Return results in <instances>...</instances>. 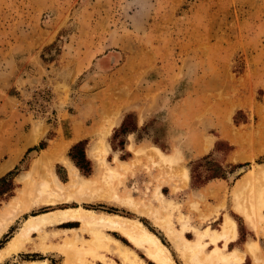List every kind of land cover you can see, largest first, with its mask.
I'll list each match as a JSON object with an SVG mask.
<instances>
[{
  "label": "rangeland",
  "instance_id": "obj_1",
  "mask_svg": "<svg viewBox=\"0 0 264 264\" xmlns=\"http://www.w3.org/2000/svg\"><path fill=\"white\" fill-rule=\"evenodd\" d=\"M108 126L105 164L99 165L90 148ZM74 129L84 140L91 165L88 175L68 156ZM232 133L249 160L228 162L236 145L227 137ZM208 136L215 137L214 145L191 158L201 143L207 146ZM40 144L44 148H38ZM252 146L255 149L248 153ZM50 147L57 150L52 167L60 181L70 178L67 163L58 157L64 154L83 178L93 180L95 189L131 198L134 208L105 195L90 199L79 192L67 202H40L17 214L1 234L0 248L31 214L82 206L140 219L168 246L176 264H192L156 225L155 216L170 213L174 228L184 223L192 230L184 235L189 239L198 229H219L223 220L211 217L218 213L214 198L190 193L210 179L225 178L235 196V184L248 167L260 173L236 196L237 202L246 208V197L255 194L252 187L260 191L254 202H264V171L259 169L264 167V0H0V165L14 159L0 172V209L12 200L17 207L30 203L25 181L34 188L39 183L32 164ZM154 147L172 158L160 160ZM216 165L223 177L206 179ZM107 167L116 171L111 179L105 178ZM162 186L163 199L172 207L164 208L155 195ZM236 212L227 210L224 215L235 217L240 237L255 243L263 258L264 217L253 212L248 218L239 208ZM242 221L253 228L255 240L243 233ZM61 225L32 233L0 264L39 259L63 264L74 232H64ZM104 231L129 244L118 232ZM79 233L90 239L88 233ZM214 245L209 242L199 253L204 264L214 263L205 260ZM101 253L104 260L90 255L86 259L96 264L119 262L112 252ZM249 255L255 264L262 262Z\"/></svg>",
  "mask_w": 264,
  "mask_h": 264
},
{
  "label": "bare ground",
  "instance_id": "obj_2",
  "mask_svg": "<svg viewBox=\"0 0 264 264\" xmlns=\"http://www.w3.org/2000/svg\"><path fill=\"white\" fill-rule=\"evenodd\" d=\"M109 127L110 126L106 127V130L104 127L103 136H99L100 139L97 138L99 139L98 143L96 144L95 142L96 145L94 144L90 148L91 150L89 154L99 163V165L104 163V155L107 152V148L104 142V136L109 132ZM32 133L33 137L36 138L38 135V130L34 128ZM154 150L160 156V160L172 158L167 153H164L162 150H160L158 147H154ZM56 151L53 147L43 149L42 153L38 155V157L34 160L32 164L33 169L31 172L39 174L40 181L39 183L35 184V188L32 182H30L28 179L27 181H25L26 184H29V189L31 190V192L29 193L31 194L30 203H25V206L17 207L16 200H12L6 206L0 209V236L13 222L17 214L20 211H23V209H27L30 206L36 205L40 202H46L49 205L55 204L56 200L64 199V202H67L70 195L74 192H79L81 194H79L80 196H88V198L90 199L95 196L99 197L105 195L112 200L124 202L129 206L132 205V208H134V203L131 198H127V200H124L122 199L123 196L120 198L115 193L109 194L99 191L97 188L95 189V187L92 186L93 180L90 179V177L83 178L79 174L77 167L70 161V159L66 155L60 154L63 150L59 151L58 154H60V156L58 157L65 160V162L67 163L70 178L66 182H62L57 179L52 167L54 160L53 154H55ZM115 160L118 159L115 158ZM118 161L123 164L122 160ZM13 162L14 159H10L4 164L0 165V172L4 171L8 166L10 167ZM261 165L263 166L264 163ZM112 168H105L107 169L106 173H104L105 178L111 179L112 176L114 177L116 171ZM259 169L264 171V167L263 169L259 167ZM258 173L260 172L257 169H251L248 174H256L257 177ZM28 175H30V173L26 174L25 176L27 177ZM183 175L187 177L186 169H184ZM248 179L249 178L247 176L242 179L240 183L242 189H244L248 184H251L250 180ZM105 181L107 182V179H105ZM252 193H255L256 195L250 194L248 197H246V203L244 204L249 205L248 203H251V210L256 214L261 215V209L264 206V202L260 203V200H258L259 203L254 202L255 197H258L260 199V196H258L260 194V191L255 187L253 188ZM155 195L156 197L161 199V203L164 204V208L172 207L171 201L167 200V203H165L164 200L166 199H163L164 195L159 187L155 190ZM155 210L153 212H155ZM241 210H243L246 217L252 218V212H249L245 207L242 206ZM151 214V217H153V213ZM170 216V213H167L162 217L155 216L154 220H156V225H160L164 228L163 230H165L167 236L173 242L174 247L184 257L187 258L189 263L204 264L202 262V259L199 257V253H202L205 250V246L208 244L207 242H212L215 245L206 253L207 255L205 256V260H213L215 264H231V262L239 261L241 259V255H239L238 250L225 249L228 245L229 239L233 238L235 233V222L227 215H225L219 229L209 226L205 227L202 230L198 229L199 231H197L198 234L195 240L187 239L184 236V231L186 230L184 223L180 229L174 228L172 226ZM67 220L79 222L81 225L80 231L82 230L83 232L88 233L90 235V239L84 240L79 233V228L67 230L74 232V240H70L69 244L66 245L65 261L63 264H96L93 261L89 262L86 259V256H98L101 260H104V256L101 253V250L112 252L119 258V262L113 261V264H148L146 259L157 264H176L168 246L164 244L160 240V238L153 231H151L140 219L114 212L99 210L95 211L94 209L84 208L82 206L59 208L35 215L31 214L29 217H26L18 230L10 237L6 244L0 248V261H2L5 256L10 255L11 253L16 252L21 247H23L32 233L38 231L41 232V230L47 225H53L55 223H60ZM105 229L118 232L120 235L127 239L130 245L104 231ZM64 232H66V230H64ZM206 237H208L209 240L205 241L204 239ZM220 239L223 240L222 245L217 244ZM78 241L80 242L79 244L76 243ZM136 249L141 250L145 258L140 256ZM258 249L260 250V248L255 243H249L248 250L256 259L255 261H262L264 264V257L260 259ZM233 253H237V255L234 256ZM261 255L264 256L263 253ZM28 264L47 263L45 259H39L29 262Z\"/></svg>",
  "mask_w": 264,
  "mask_h": 264
},
{
  "label": "crops",
  "instance_id": "obj_3",
  "mask_svg": "<svg viewBox=\"0 0 264 264\" xmlns=\"http://www.w3.org/2000/svg\"><path fill=\"white\" fill-rule=\"evenodd\" d=\"M77 134H78V136L76 137ZM71 136H72L71 138H72L73 142H76V141H79L80 139H82V135L80 133V130H77V129L73 130ZM227 137L230 140H233L236 143L235 148L232 150V152L228 156V159H227L228 162L239 163V162H242V161H245V160H249L250 159L249 157H243V154H242L243 151L241 150L240 144H238L237 134L236 133H232V134H229ZM206 141H207V146H203L205 144V142L201 143L200 146H199V150L196 153H194V154L192 153V155H190L191 158H197V157L203 155L204 153H206L214 145L215 137L208 136ZM254 149H255V147L252 146V149H250L249 152L247 150V152L250 153ZM251 169H252L251 167H248V169H244L242 171L241 175L239 176L238 182L235 184L236 188L234 189V192H233L235 196H232L229 193V190H228V187H227V184H228L227 183V179H225V178L210 179L209 181L203 183L199 187H196L194 190L192 189L190 194H193L194 196H202V197H207V198L213 197L214 198V202L212 203V205H213V207L217 208L216 210H217L218 213L212 214L211 217L213 219H217V218L220 219L221 218L222 220H224V217H225V215H224L225 213L224 212L225 211L229 210V212H230V210H232V211L236 212V209H238V208L241 210V206L243 205V203H242V205L239 204V202H237V197L236 196L243 192V189L240 186V183H241L242 179L247 176L249 178L248 180H250V182L252 184V183H254V180L258 178V177H256V174H253V175L252 174L251 175L248 174L249 171H251ZM56 177H57V175H56ZM57 179H58V177H57ZM163 187H165V186H162L160 188L161 192H162V188ZM237 187H238V191H237ZM253 188H255V187L251 188L252 192H253ZM172 194L176 195L177 192H174ZM248 204L249 205H247L246 209L249 212L253 213V211L251 210V205H250L251 203H248ZM239 205H241V206H239ZM215 214H216V216H215ZM236 214L239 215V217H240L239 213L236 212ZM192 216H195V213L192 214ZM227 216L229 218H231L235 222V233H234L233 237H236V239L230 238L229 241H228V245L227 246H228V248H231V250H234V249L238 250L239 251V255H241V259L239 261L231 262V264H255L252 261L251 256L249 255V253H250V251L248 250V245L249 244H247V243H253V242L245 243L246 242L245 241V237L244 238H243V236H242V238L240 237L241 229H240L238 221H236L235 217L231 216L230 213ZM251 216L253 217L252 214H251ZM258 216L264 217V206L261 209V215H258ZM242 223L244 224V229H246V230L243 231V233L245 235L249 234V236H251V238L253 240H255L254 239V235H253V233H254L253 228L250 227L247 224V222L245 223V222L242 221ZM55 224H62L59 227H63L64 228L63 231L64 230L67 231V230H71V229H75V228H81V225H80V227H73V226H76V225H75V222L72 221V220H67V221L60 222V223H55ZM189 225L191 227H195L196 223H193L191 221ZM188 234H192V230L191 229H187L186 231H184V235L186 237H187ZM197 234L198 233L196 231V237L194 239H190V240H195L197 238ZM261 237H263V236L261 235L259 237V239ZM187 239H189V238H187ZM204 240L205 241L209 240V238L206 237ZM220 241H221V239H220ZM222 242H223V240H222ZM207 243H209V242H207ZM246 244H247V246H246ZM244 249H246L249 253H245V254L242 253L244 251ZM257 264H263V263L259 262Z\"/></svg>",
  "mask_w": 264,
  "mask_h": 264
},
{
  "label": "trees",
  "instance_id": "obj_4",
  "mask_svg": "<svg viewBox=\"0 0 264 264\" xmlns=\"http://www.w3.org/2000/svg\"><path fill=\"white\" fill-rule=\"evenodd\" d=\"M83 141L84 140H79L73 143L69 149L68 156L84 174L88 175L91 170V165H90V161L86 158ZM38 148L40 149L44 148V144L38 145ZM31 149H34V147L29 148L28 151ZM219 171H220V166L216 165V169L211 174H209L206 177V179L214 178V177H223V174L220 173Z\"/></svg>",
  "mask_w": 264,
  "mask_h": 264
},
{
  "label": "snow or ice",
  "instance_id": "obj_5",
  "mask_svg": "<svg viewBox=\"0 0 264 264\" xmlns=\"http://www.w3.org/2000/svg\"><path fill=\"white\" fill-rule=\"evenodd\" d=\"M233 239H236V237H233ZM262 243H264V241H262ZM233 255L235 256L237 255V253H233Z\"/></svg>",
  "mask_w": 264,
  "mask_h": 264
}]
</instances>
